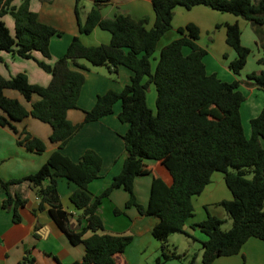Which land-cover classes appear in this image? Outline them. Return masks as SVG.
Returning a JSON list of instances; mask_svg holds the SVG:
<instances>
[{"label":"trees","instance_id":"obj_1","mask_svg":"<svg viewBox=\"0 0 264 264\" xmlns=\"http://www.w3.org/2000/svg\"><path fill=\"white\" fill-rule=\"evenodd\" d=\"M109 1L95 0L85 20L80 19V32L89 34L99 26L111 32V40L86 44L81 35H75L66 52L51 63L46 59L51 57V39L62 31L42 21L30 7V0H23L20 5L12 4V0H0V51L34 57L52 74L48 84H41L31 82L25 71L9 77L0 73V124L17 131L13 120L31 114L51 124L50 139L59 145L36 171L10 179L0 176L7 193L3 206L13 211L16 222L21 220L19 206L27 198L20 192L12 193L10 186L27 180L40 198L34 211L49 204L51 216L70 241L85 244L82 260L73 264H118V254L125 250L133 235L102 231L104 221L99 210L113 189L123 186L129 192L126 207L134 205L142 214L160 217L152 233L162 242V254L154 264H163L181 255L171 247L169 236L176 231L192 235L185 225L195 214L194 199L219 170L233 193V198L220 201L233 223L224 229L223 219L209 211L205 219L191 224L207 236L202 241L203 263L212 264L219 256L239 253L252 236L264 240V103L260 112L250 119V135L245 132L241 112L247 99L242 83L264 91V0H152L155 19L150 26L147 16L138 18L128 12L104 17L102 6ZM199 4L250 21L258 33L257 42L262 50L258 61L262 69L250 71L247 78L233 80L209 71L205 61L209 50L199 42L201 27L194 21L179 26L178 36L159 48V56L155 55L160 39L173 27L176 6L192 8ZM76 10L79 14V0ZM8 12L15 19V34L2 18ZM226 27V41L236 51L229 68L239 75L252 48L242 42L243 30L238 21L227 22ZM34 50H40L46 58L36 57ZM81 59L107 65L111 72H117V67L123 64L132 70V75L122 89L99 93L94 105L85 110L84 118L73 122L68 110L78 107L86 79ZM153 60H156L155 68ZM152 84L156 87V109L148 102ZM6 88L19 90L31 101V108L6 94ZM35 93L39 98L34 100ZM118 101L121 103L118 116L129 123L123 134L127 154L112 182L93 194L89 184L100 177L101 154L88 148L79 160H73L61 148L85 122L113 113ZM18 142L36 152L46 149L45 140L26 128L18 131ZM148 159L160 162L171 175V182ZM148 173L154 176L149 202L143 204L134 184L137 176ZM59 177L77 184L70 198L82 210V218L79 217L80 223L85 219L82 226L74 227L70 212L62 204ZM115 210L121 212L117 207ZM88 231L91 234L84 236ZM20 264L39 263L28 249Z\"/></svg>","mask_w":264,"mask_h":264},{"label":"crops","instance_id":"obj_2","mask_svg":"<svg viewBox=\"0 0 264 264\" xmlns=\"http://www.w3.org/2000/svg\"><path fill=\"white\" fill-rule=\"evenodd\" d=\"M77 1L30 0V7L37 11L42 21L50 23L62 31L61 34L54 35L51 39V57L46 58L40 50H34L36 57L46 58L49 62L54 63L66 52L73 36L78 34L81 35L86 44H98L111 40V32L99 26L95 27L89 34L80 32V19L85 20L87 12L95 0H79V14L76 10ZM22 2L23 0H12V4L15 5H20ZM183 7L181 5L176 6L173 26L178 29L179 26L194 21L201 27L199 42L209 50L205 57L209 71L217 72L226 80H233L235 78H247V73L250 71L263 68V65L249 67V57L246 66L239 75H236L229 68V62L236 56V51L226 41V23L238 21L242 30L244 27L246 31H249L247 19L230 12L221 13L219 10L204 4L195 5L188 8V10ZM121 11L128 12L138 18L147 15L149 26L155 19L152 0H110L102 6L104 17L114 16ZM2 18L8 24L12 34H15L16 27L13 15L8 12ZM216 26L219 29L218 34L206 37L205 33L213 31ZM250 40L258 43L254 33H250ZM242 42L250 46L249 43L243 40V32ZM166 43L160 44L159 48ZM261 53L262 50L259 46V55ZM0 54L2 56L0 73L4 76L9 77L12 74L25 71L31 82L48 84L51 80L52 74L41 67L34 57H23L8 50H1ZM225 54H227L226 57ZM81 62L85 65L86 79L79 96L78 107L68 110V117L73 122H79L84 118L85 110L94 105L99 93L108 89H122L130 82L132 75V70L123 64L117 67V78H115L112 76V72L108 74L104 70L95 69L83 59H81ZM241 88L247 95L244 103L250 102L248 101L249 98L258 96L252 103L248 104L246 124L241 109L245 132L250 135V119L260 112L264 103V91L257 86L248 84L247 86L241 85ZM14 90L17 89L6 88L5 93L19 98L30 109L31 101L23 98L25 96L19 90L23 97ZM35 94L33 95L34 100L39 98V95L35 96ZM120 109L121 107L116 108L114 114L111 113L100 119L85 122L68 143L61 148L73 160H79L88 148L95 149L101 154L103 162L100 177L89 184L93 194L100 193L112 182L114 175L121 171L127 154L123 134L128 129L129 123L119 118ZM13 124L16 126L17 131L9 125L0 124V176L4 179L19 177L36 171L45 163L50 153L59 147L58 142L50 139L52 132L50 123L30 114L23 119L13 120ZM24 128L45 140L46 149L43 152L29 150L25 145L18 142V131ZM262 142L264 144V137ZM148 162L167 182H171L172 177L165 168L159 171L160 162L155 159H148ZM153 176V173H148L135 178L134 189L143 204L149 202ZM222 176L224 177L223 174H217V176L214 174L212 181L201 194L195 197V214L185 225V228L189 231L190 228L194 229L190 231L192 232L191 236L186 234L190 239L185 244L175 241L171 238L172 236L168 239L177 254H181L173 257L180 260V264H204L202 261V241L207 236L199 227H192L191 224L205 219L209 211L224 218L209 208L210 204L233 198V193L226 184L225 179L224 183L227 188L224 186L222 193L216 194L220 184L216 186L215 178L221 179ZM76 188L77 184L74 181H70L65 177L58 178V190L62 204L70 212V220L74 227H79L85 224V219L83 218L82 223H80L79 217L82 218V210L78 209L70 198V194ZM10 191L12 193L20 192L27 198V202L19 206L21 220L16 222L13 211L3 206V199L7 193L5 186L0 181V264H20V260L28 249L36 257L39 264H73L82 260L85 254V244L70 241L51 216L49 204H46L43 209L34 211V207L38 206L40 198L27 180L11 184ZM128 197L129 192L123 186H120L114 188L109 197L104 199L99 210L104 221L102 231L133 235L132 241L126 246L125 250L118 254V264H154L162 254V242L152 233L153 227L160 220V217L155 214H142L134 205L126 207ZM116 207L121 212H116ZM90 234L91 231H88L84 236ZM193 248L197 249L194 253L192 252ZM163 264L174 263L165 261ZM212 264H264V240L252 236L247 239L239 253L219 256Z\"/></svg>","mask_w":264,"mask_h":264},{"label":"rangeland","instance_id":"obj_3","mask_svg":"<svg viewBox=\"0 0 264 264\" xmlns=\"http://www.w3.org/2000/svg\"><path fill=\"white\" fill-rule=\"evenodd\" d=\"M181 6H183V5H181ZM183 8H185L186 10H188V8H186L185 6L183 7ZM154 11V10H153ZM219 12H221V13H223L224 11H220L219 10ZM226 14V13H225ZM147 16V15H146ZM241 16V15H240ZM241 17H243V16H241ZM248 24H249V28H250V30L248 31H246L245 30V28L243 27V40L246 42V43H249L250 44V47L252 48V52L250 53V56H249V58H250V61H249V67H252L253 65L254 66H256V67H258V66H260V65H262V64H260L259 63V61H258V58H259V45L260 44H258V43H255V42H253V41H251L250 40V33H254V34H256V37H257V35H258V33L254 30V28H253V26H252V24L250 23V21H248ZM218 26H220V25H218ZM218 26H216L215 28H214V30L213 31H211V32H206L205 33V35H206V37H209L210 35H213V34H218V32H219V29H218ZM204 35V36H205ZM176 36H178V29H177V27L176 26H173L169 31H168V33L166 34V35H163L162 36V38L160 39V41H159V46H160V44H164V43H166L167 41H169V40H171L172 39V37H176ZM187 49V48H186ZM159 53H160V50H159V47H158V49L156 50V52H155V55L156 56H159ZM84 61H86L87 62V64H89L90 66H92L93 68H95V69H98V70H104V71H106L108 74H110L111 73V71L109 70V67L107 66V65H97V64H94V63H92L91 61H89V60H87V59H83ZM209 65H210V63H209ZM155 66H156V60H153V68H155ZM253 66V67H254ZM112 74V76H114L115 78H117V73L116 72H112L111 73ZM242 85H244V86H247V84H245V83H242ZM14 91H16L21 97H23V95L18 91V90H14ZM249 94V93H248ZM35 96H37V94H35ZM258 96H253V98L251 97V98H249V100L248 101H250V102H246V103H244L243 104V108H242V111H243V117H244V119H245V124L247 123L246 122V119H247V115H248V104L249 103H252L253 101H254V99H256ZM23 98H25V97H23ZM26 99V98H25ZM24 99V100H25ZM27 100V99H26ZM29 101V100H28ZM155 101H156V87H155V85L154 84H152L151 86H150V88H149V90H148V102H149V104H150V106L151 107H153L154 109H156V103H155ZM119 107H121V103H120V101H118L117 103H116V105H115V109L117 108V109H119ZM113 114H114V112H113ZM250 125V124H249ZM160 164V163H159ZM160 169L161 170H163L164 169V167H163V165H159V171H160ZM215 176H217V174H223V172L222 171H216L215 173ZM215 178V177H214ZM215 184H216V186L218 185V184H220L219 186H218V188H217V192H216V194H221L222 193V188L225 186L226 187V185H225V181H224V177L222 176L221 177V179H218V178H215ZM227 188V187H226ZM197 204H198V202H197ZM202 208H203V206H202ZM209 208H210V210H212L213 212H215V213H218L219 215H221L222 217H224V218H222L223 219V223H222V227L224 228V229H228V228H230L231 226H232V223H233V220H232V217L230 216V215H228L229 213H228V211L226 210V208L221 204V203H213V204H210L209 205ZM226 217V218H225ZM194 229L193 228H190V231H193ZM170 236H172L171 238L172 239H174L175 241H178V242H183L184 244L190 239V237L189 236H187L186 235V233H182L181 231H176V232H173V233H171L170 234ZM169 236V237H170ZM195 250H197L196 248H193L192 249V252L194 253L195 252ZM192 253V254H193ZM167 262L168 263H174V264H180V260H178L177 258H170V259H167Z\"/></svg>","mask_w":264,"mask_h":264}]
</instances>
